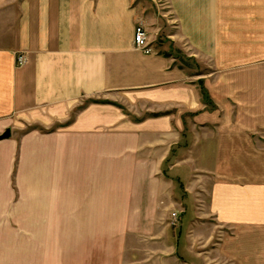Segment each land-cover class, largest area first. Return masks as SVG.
I'll return each instance as SVG.
<instances>
[{"label":"crops","instance_id":"crops-1","mask_svg":"<svg viewBox=\"0 0 264 264\" xmlns=\"http://www.w3.org/2000/svg\"><path fill=\"white\" fill-rule=\"evenodd\" d=\"M250 10L228 0H0V134L12 133L0 140V186L23 155L57 149L68 123L113 140L90 148L113 160L105 169L126 172L70 212L85 213V264H264V64L250 61L264 57L254 50L264 23ZM138 25L151 53L135 45ZM175 155L169 171L183 188L159 177ZM43 195L26 197L37 220L17 235L34 264L58 257L56 214L42 211L57 201ZM216 234L225 237L211 242Z\"/></svg>","mask_w":264,"mask_h":264},{"label":"rangeland","instance_id":"rangeland-1","mask_svg":"<svg viewBox=\"0 0 264 264\" xmlns=\"http://www.w3.org/2000/svg\"><path fill=\"white\" fill-rule=\"evenodd\" d=\"M228 1L234 3L235 6H241L243 3L250 4V15L252 18L258 19L259 24L264 23V0ZM219 2H226V0H219ZM235 13L239 14L238 17H240V14H242L241 7H236ZM249 45L254 47L258 44L250 43ZM262 45L264 44L254 49L258 50L260 55H264V47ZM250 61L264 64V57L251 59ZM203 86L205 87L204 81ZM89 100L92 103L99 104L112 103L95 99ZM87 102H85V105ZM121 107L125 113H130L124 105H121ZM66 124L68 123L58 124L57 133L59 135L65 131L69 134H67L65 141L64 138L58 137L57 149L53 145L54 149L42 148L41 150H36L35 154L30 156L31 162L28 160L29 155H23L25 158L24 163H18V167L15 166L14 171L11 173V180L0 186V196L9 198L8 204H0V264H34V261L30 260L32 259L31 253H29L30 259H27L28 254H25L23 246H21L22 241L17 240L19 227H24L28 231L29 228L27 226H33L37 220L34 215V212H37V207H33L34 204L31 203L34 198H26L30 194L51 195L57 201L55 206L53 204L50 206L48 202L47 207L49 209L42 210H52L56 214L58 250L52 252V254L54 256L58 254V257L52 264H65L67 253L72 255L66 264H85V258L81 260L78 253V250H84L85 248V213L75 218V216L70 215V212L76 209H84L85 211V195L97 193V190L100 193H112L113 187H107L108 185L105 184L114 183L115 180L123 178L126 172L105 169L107 166H113V160H110L107 155L98 153L96 149L90 148V146H98L99 143H103L106 147L111 146L113 140L85 139V129L79 128L73 131L70 128L71 124ZM41 131L42 133L47 132ZM15 141L17 142L18 150L17 159L20 161L21 140L20 138H15ZM52 143L54 144V140H52ZM139 155L144 156V154ZM174 157L176 155L170 156V159L165 161L162 170L159 172V177L163 176L170 182L173 180L178 187L183 188L180 179L172 176L169 171V164ZM37 161H39L38 164ZM21 166L25 167V169H21ZM98 182H103L104 186L91 185ZM44 199L49 201L50 196L41 198L42 207L45 205ZM208 222H213V219H209ZM78 232L80 234H77ZM220 237L224 238L225 234L221 236L216 234V239L214 238L211 242H219L217 238ZM43 252L46 251L43 250ZM217 258L220 260L223 257L218 254ZM44 261L47 262L48 260L45 259L42 262L41 259V264H45ZM219 263L225 264L221 261Z\"/></svg>","mask_w":264,"mask_h":264},{"label":"built area","instance_id":"built-area-1","mask_svg":"<svg viewBox=\"0 0 264 264\" xmlns=\"http://www.w3.org/2000/svg\"><path fill=\"white\" fill-rule=\"evenodd\" d=\"M134 40L136 47L142 49L145 53L152 52L148 42L147 31L144 26L138 25L136 27ZM17 62L19 65H24L27 62L26 56L24 54H19L17 57Z\"/></svg>","mask_w":264,"mask_h":264},{"label":"trees","instance_id":"trees-1","mask_svg":"<svg viewBox=\"0 0 264 264\" xmlns=\"http://www.w3.org/2000/svg\"><path fill=\"white\" fill-rule=\"evenodd\" d=\"M200 85L202 87V93H203V96H204V100H206L205 102L208 103V104H211V98L206 90V88L203 86V81H200Z\"/></svg>","mask_w":264,"mask_h":264},{"label":"water","instance_id":"water-1","mask_svg":"<svg viewBox=\"0 0 264 264\" xmlns=\"http://www.w3.org/2000/svg\"><path fill=\"white\" fill-rule=\"evenodd\" d=\"M11 135V129H7L4 133L0 134V140L8 139Z\"/></svg>","mask_w":264,"mask_h":264}]
</instances>
